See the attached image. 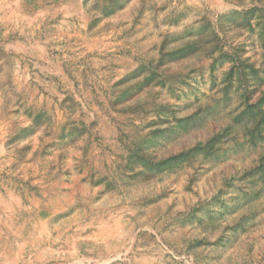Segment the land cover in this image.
Returning a JSON list of instances; mask_svg holds the SVG:
<instances>
[{
  "label": "rangeland",
  "instance_id": "1",
  "mask_svg": "<svg viewBox=\"0 0 264 264\" xmlns=\"http://www.w3.org/2000/svg\"><path fill=\"white\" fill-rule=\"evenodd\" d=\"M0 264H264V0H0Z\"/></svg>",
  "mask_w": 264,
  "mask_h": 264
}]
</instances>
